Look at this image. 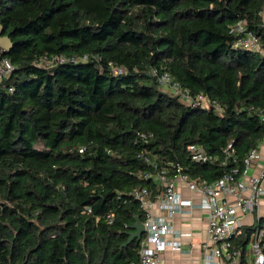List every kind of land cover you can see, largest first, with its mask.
I'll return each mask as SVG.
<instances>
[{"label":"trees","instance_id":"trees-1","mask_svg":"<svg viewBox=\"0 0 264 264\" xmlns=\"http://www.w3.org/2000/svg\"><path fill=\"white\" fill-rule=\"evenodd\" d=\"M261 12L264 0H0L13 43L0 63L14 66L0 81V264H138L147 174L180 162L208 182L240 176L264 142V52L233 27L264 49ZM154 69L206 102L164 90ZM192 143L212 159L192 161Z\"/></svg>","mask_w":264,"mask_h":264},{"label":"built area","instance_id":"built-area-1","mask_svg":"<svg viewBox=\"0 0 264 264\" xmlns=\"http://www.w3.org/2000/svg\"><path fill=\"white\" fill-rule=\"evenodd\" d=\"M261 14L264 16V12ZM233 31L240 34L238 46L264 52L261 38L247 31L244 22H238ZM59 60H64V57L60 56ZM47 64L50 61L47 60ZM13 68L10 60H3L0 63V81ZM152 74L157 77L164 90L179 96L188 104H199L207 100L203 94L192 95L167 71L154 69ZM259 118L264 123V109L260 110ZM230 148L231 145L224 150L225 154L229 155ZM188 152L194 162L205 163L212 159V155L198 143L190 144ZM262 157L264 160V142L251 149L244 157L240 176L237 172H226L212 182L192 178L180 162H170L169 167L158 168L154 174H147L146 177L155 181L156 189L142 187L134 191L135 197L146 211L138 264H160L167 246L176 251L183 250L185 243L180 231L171 240L167 236L176 232L173 220L177 216L189 215L194 206L205 212L206 219L207 238L201 243V264H264V213H260L264 198V163L257 173L254 172V167ZM183 189L197 197L185 196ZM248 214H257L260 222L256 224L251 220L249 223L254 227L243 248L237 238L241 226L246 224L242 217Z\"/></svg>","mask_w":264,"mask_h":264},{"label":"crops","instance_id":"crops-1","mask_svg":"<svg viewBox=\"0 0 264 264\" xmlns=\"http://www.w3.org/2000/svg\"><path fill=\"white\" fill-rule=\"evenodd\" d=\"M262 159L263 157L254 167L255 173L262 168L264 163ZM183 194L189 197H197L196 194L187 189H183ZM195 201L198 202V200ZM260 213H264V198L262 199ZM173 225L176 232L169 234L167 239H173L180 231L181 239L185 243L184 248L181 251H176L167 246L162 254L160 264H201V243L207 238L205 212L198 206H194L190 209L189 215L177 216L173 220Z\"/></svg>","mask_w":264,"mask_h":264},{"label":"water","instance_id":"water-1","mask_svg":"<svg viewBox=\"0 0 264 264\" xmlns=\"http://www.w3.org/2000/svg\"><path fill=\"white\" fill-rule=\"evenodd\" d=\"M12 46H13V43L11 39L7 36H3V29H2V26L0 25V47L3 50L8 51L12 48ZM134 229L135 231L131 234L130 240H134L136 238L141 240L145 232V225L138 218H137L136 223L134 224Z\"/></svg>","mask_w":264,"mask_h":264},{"label":"rangeland","instance_id":"rangeland-1","mask_svg":"<svg viewBox=\"0 0 264 264\" xmlns=\"http://www.w3.org/2000/svg\"><path fill=\"white\" fill-rule=\"evenodd\" d=\"M264 18V16H263ZM242 220L246 222V224H249L251 220L255 222L256 224L258 223V215L257 214H248L242 217ZM262 225H264V220L262 221Z\"/></svg>","mask_w":264,"mask_h":264}]
</instances>
